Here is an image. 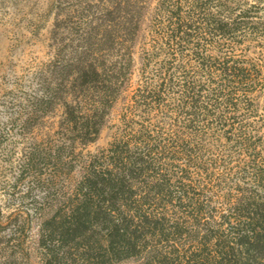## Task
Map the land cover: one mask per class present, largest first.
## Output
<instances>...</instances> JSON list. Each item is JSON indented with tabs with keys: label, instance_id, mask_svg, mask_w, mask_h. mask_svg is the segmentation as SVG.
<instances>
[{
	"label": "trees",
	"instance_id": "trees-1",
	"mask_svg": "<svg viewBox=\"0 0 264 264\" xmlns=\"http://www.w3.org/2000/svg\"><path fill=\"white\" fill-rule=\"evenodd\" d=\"M149 1L56 0L36 89L1 103L13 175L0 181V232L16 258L34 223L43 264H264L263 71L237 52L261 9L158 0L146 29ZM124 97L111 142L86 152ZM28 178L42 194L31 220L9 211Z\"/></svg>",
	"mask_w": 264,
	"mask_h": 264
},
{
	"label": "rangeland",
	"instance_id": "rangeland-1",
	"mask_svg": "<svg viewBox=\"0 0 264 264\" xmlns=\"http://www.w3.org/2000/svg\"><path fill=\"white\" fill-rule=\"evenodd\" d=\"M157 2L158 0L149 1L150 9L145 24L146 29L154 16ZM55 4L56 0H0V125L7 119L1 106L6 94L10 91L36 89V71L48 63L52 57L50 36L55 18ZM218 5L220 6L215 8L217 11L224 12L223 15L231 12L233 16L254 5L261 9L259 12L261 18L255 19L258 23L257 28L248 31L245 38L240 40L237 52L245 59L255 61L258 67L262 68L263 73L259 76L260 83L261 81L264 83V0H219ZM146 36L147 31L144 33V38ZM135 60L137 69L132 81L133 87H136L139 81V50H137ZM253 97L256 107H260L259 113L264 116V86L258 84ZM126 99L124 97L116 105L112 111L110 123L102 130L98 141L86 147V152L94 153L107 147L111 142L116 132L115 125L119 123L120 113ZM261 117L256 116L251 119L254 125L250 131L254 135H257V131L262 129L259 128L262 125ZM61 118L62 110L59 108L55 115L47 118L39 137L52 134ZM261 133L264 132L261 130L260 135ZM3 146L5 144L0 142V181L13 175L10 174L9 165L4 162ZM8 149H12V146L10 145ZM14 176L17 177L18 174L16 173ZM38 187L36 180L32 178L23 181L20 187L22 192L16 195L13 200L15 205L9 211L15 209L27 213V218L31 220L34 215L33 211H28L25 207L31 208L32 206L29 205L32 201L42 195L41 189ZM0 200L3 204L7 202L4 198ZM11 234L10 230L0 232V264H43L38 247V228L34 223L26 232L27 236H25L22 245L23 256L16 258L15 255H12L18 249L15 247V242L9 244L3 243V240L1 242V239L11 236ZM12 256L15 257V260Z\"/></svg>",
	"mask_w": 264,
	"mask_h": 264
}]
</instances>
